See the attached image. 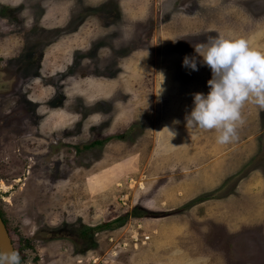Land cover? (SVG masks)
Listing matches in <instances>:
<instances>
[{
  "label": "rangeland",
  "instance_id": "374dc122",
  "mask_svg": "<svg viewBox=\"0 0 264 264\" xmlns=\"http://www.w3.org/2000/svg\"><path fill=\"white\" fill-rule=\"evenodd\" d=\"M217 35L264 51V0H0V214L21 264H264V110L245 102L227 144L186 125L211 70L182 59Z\"/></svg>",
  "mask_w": 264,
  "mask_h": 264
},
{
  "label": "clouds",
  "instance_id": "9594fccd",
  "mask_svg": "<svg viewBox=\"0 0 264 264\" xmlns=\"http://www.w3.org/2000/svg\"><path fill=\"white\" fill-rule=\"evenodd\" d=\"M194 54L185 55L182 67L197 70V64L211 70L207 93L192 96L186 125L215 130L216 143L227 144L237 138L245 102L264 110V51L250 47L239 37H209L193 45ZM0 264H21L20 254L9 248L0 250Z\"/></svg>",
  "mask_w": 264,
  "mask_h": 264
},
{
  "label": "flooded vegetation",
  "instance_id": "af4514ba",
  "mask_svg": "<svg viewBox=\"0 0 264 264\" xmlns=\"http://www.w3.org/2000/svg\"><path fill=\"white\" fill-rule=\"evenodd\" d=\"M35 55V54H34ZM36 56V55H35ZM44 56H43V49L41 48V50H40V54H37V57H36V61H35V59H33L34 61H31L30 63H29V71H28V68H27V71H26V69H25V72H26V76H25V79H27V80H29V79H31V78H33V76H31L32 75V73L33 72H31L32 70H34V67H38V66H40V64H42V58H43ZM42 66V65H41ZM35 77H39V75L38 76H35ZM18 93V91H16V94ZM22 93H24L25 94V96L24 97H21V99H22V101H23V104H25L26 106H28L29 104H28V101H30L29 99H28V97H27V95H26V93L25 92H22ZM34 103H36V101H34ZM64 111V110H63ZM65 112V111H64ZM35 116H36V118H39L38 119V122H37V124H35L34 126H36V125H38L40 122H42V126H44V128L47 126V124H45V118H44V116H41V115H39V114H35ZM73 116L75 117L76 115L75 114H73ZM11 117H12V115H11ZM22 116L20 115V116H17L16 117V119H17V121L15 122V125L17 126L18 125V123H19V119L21 118ZM21 120H23V117H22V119ZM25 120H27V117H26V115H25ZM76 121V120H75ZM21 125L23 126L24 125V127H28V125L27 124H24L23 122H21ZM31 127H33V125H31ZM38 127L39 126H37V128H36V132L38 133L37 135H42V132H38L37 131V129H38ZM40 127H41V124H40ZM39 127V128H40ZM66 131V130H65ZM52 134L53 133H55L53 130H52V132H51ZM54 138V137H53ZM55 138H56V136H55ZM93 229H91V231H92ZM12 242H13V240H12ZM14 247V246H13ZM90 248H92V247H90ZM89 248H86V247H84V249H83V251L82 252H85L86 250H88ZM15 250V249H14ZM73 251V250H72ZM73 252H70V255L72 254ZM77 256V255H76ZM73 257V256H72ZM71 257V258H72ZM81 260H76V262L78 263V262H80Z\"/></svg>",
  "mask_w": 264,
  "mask_h": 264
},
{
  "label": "water",
  "instance_id": "95a60500",
  "mask_svg": "<svg viewBox=\"0 0 264 264\" xmlns=\"http://www.w3.org/2000/svg\"><path fill=\"white\" fill-rule=\"evenodd\" d=\"M9 248L14 250L12 238L0 216V250Z\"/></svg>",
  "mask_w": 264,
  "mask_h": 264
},
{
  "label": "crops",
  "instance_id": "0c3cea01",
  "mask_svg": "<svg viewBox=\"0 0 264 264\" xmlns=\"http://www.w3.org/2000/svg\"><path fill=\"white\" fill-rule=\"evenodd\" d=\"M196 179H200L201 181L204 180V179H206L208 181L209 180V175H206L205 176L204 174H202L201 176H198Z\"/></svg>",
  "mask_w": 264,
  "mask_h": 264
},
{
  "label": "trees",
  "instance_id": "16d2710c",
  "mask_svg": "<svg viewBox=\"0 0 264 264\" xmlns=\"http://www.w3.org/2000/svg\"><path fill=\"white\" fill-rule=\"evenodd\" d=\"M0 216H1V214H0ZM1 218H2V220H3V217L1 216ZM3 222L5 223V221L3 220ZM6 225V224H5Z\"/></svg>",
  "mask_w": 264,
  "mask_h": 264
}]
</instances>
